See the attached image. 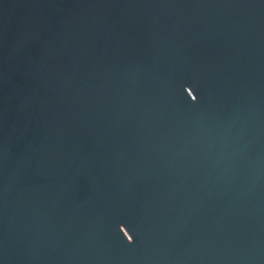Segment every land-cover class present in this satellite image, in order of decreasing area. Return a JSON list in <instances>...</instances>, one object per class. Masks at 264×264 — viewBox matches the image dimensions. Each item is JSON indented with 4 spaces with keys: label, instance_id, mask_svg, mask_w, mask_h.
<instances>
[{
    "label": "water",
    "instance_id": "water-1",
    "mask_svg": "<svg viewBox=\"0 0 264 264\" xmlns=\"http://www.w3.org/2000/svg\"><path fill=\"white\" fill-rule=\"evenodd\" d=\"M0 264H264V0H0Z\"/></svg>",
    "mask_w": 264,
    "mask_h": 264
},
{
    "label": "clouds",
    "instance_id": "clouds-1",
    "mask_svg": "<svg viewBox=\"0 0 264 264\" xmlns=\"http://www.w3.org/2000/svg\"><path fill=\"white\" fill-rule=\"evenodd\" d=\"M127 239V241L129 242V243H132L133 242V237L131 236V237H128V238H126Z\"/></svg>",
    "mask_w": 264,
    "mask_h": 264
}]
</instances>
